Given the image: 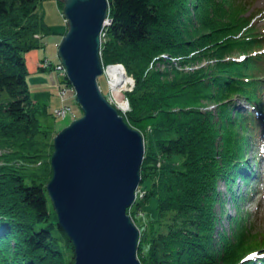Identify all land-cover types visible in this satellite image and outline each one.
<instances>
[{"label": "trees", "instance_id": "1", "mask_svg": "<svg viewBox=\"0 0 264 264\" xmlns=\"http://www.w3.org/2000/svg\"><path fill=\"white\" fill-rule=\"evenodd\" d=\"M40 1L0 0V97L8 98L0 99V264H72L74 259L72 242L57 223L46 182L36 174L44 157L28 142L22 146L10 140V135L19 137L22 131L39 140L40 133L47 131L41 127L40 104L32 101L26 80L25 54L44 47L34 34L53 33L38 9ZM208 4L215 15L219 7L232 12L229 24L211 28L216 40L231 28L238 35L228 47L205 41V51H212L207 57H214L217 70L208 63L190 69L181 64L185 57L178 48L184 43L174 38V31L160 29L170 24L174 14L166 13L157 0H108L100 61L120 62L134 77V88L127 95L130 110L124 117L129 125L150 132L140 164L141 179L150 181L144 196L155 198L157 216L168 214L165 229L153 233L149 242L140 232L136 249L140 264H187L188 259L190 264H258L243 257L264 246V233L261 237L251 232L248 213L246 219L232 217L229 234L233 236L227 233L225 245L221 234L213 235L221 213L213 207L221 202L218 179L231 196L234 175L248 187L245 150L250 138L244 131L249 124L255 128L257 118L251 119L250 109L243 111L235 101L243 99L261 110L264 53L250 54L264 44V36L257 32L258 19L251 21L261 10L250 9L247 0H208ZM14 26L13 36H7L8 27ZM236 50H245L246 57L237 60L232 54ZM156 61L168 72L153 69ZM254 128L247 132L256 134ZM226 129L227 133L221 132ZM157 131L166 136L157 137ZM10 144L11 151L4 148ZM175 154L184 156L181 166L158 159ZM220 249L219 257L215 253Z\"/></svg>", "mask_w": 264, "mask_h": 264}, {"label": "water", "instance_id": "2", "mask_svg": "<svg viewBox=\"0 0 264 264\" xmlns=\"http://www.w3.org/2000/svg\"><path fill=\"white\" fill-rule=\"evenodd\" d=\"M61 2L66 31L57 56L81 114L53 136L45 188L72 242V264H140L138 227L126 208L141 177L144 142L97 82L108 0Z\"/></svg>", "mask_w": 264, "mask_h": 264}, {"label": "rangeland", "instance_id": "3", "mask_svg": "<svg viewBox=\"0 0 264 264\" xmlns=\"http://www.w3.org/2000/svg\"><path fill=\"white\" fill-rule=\"evenodd\" d=\"M157 1L163 8H165L166 13L174 14V18H171L172 21H170V24L160 26V29H164L169 33L171 30L174 31V38H176L177 41H182L184 43V46L178 48L179 52H181V57H185V59H183L184 62H181V64L187 65L186 67L190 69V67L205 68V65H207L208 63L211 64L212 69H219V67L216 66L217 64L214 63V57H207L208 54L212 51H205V49L208 48L205 41L209 40L214 46H217L218 44L221 46H227L232 42V40H235L238 35L236 37L233 35L232 31L234 28H231V31L228 32H221L223 34L222 36H220L219 40L217 39L218 41L216 40V35L212 34L211 31V28H214L216 25H225V23L229 24L228 22L232 16V12L223 7H219L217 9V15H215L214 12L210 11L208 0ZM247 1L249 3L250 9L264 7V0ZM38 9L43 13L44 20L51 27L53 33L46 36L41 35L40 33L34 34V38L39 41H43L44 47L38 48V50H34L25 54L28 64L26 80L28 88L30 90L32 101L38 103V105L40 104L39 107L41 108V111L39 118L41 127H43L44 129L46 128L47 131H45L44 133H40L42 139L39 140H36L35 138H33V136L27 135L26 132L23 135V131L19 137L16 136V134L10 135V140H14L12 142H15V144L17 142H20V145L22 146L24 142H28V144L32 148L39 149V154L44 157V161L39 166V168H41L37 170L38 172L36 174L38 178H40L44 182H47L51 176V174L49 173V159L53 149V136L63 125L67 124L71 119L79 116L81 114V110L79 104L74 99V90L71 88V85H66L64 83V80L66 79L64 68L62 66H59L60 60L57 56V44L59 43L61 36L66 31L65 20L62 14V7L60 8L58 0H41L38 4ZM19 15L20 14L16 15L17 20L20 17ZM107 18L108 9L106 14V19ZM8 22L9 21L7 20L4 24H7ZM256 24L258 32L259 30H262L261 32H263L264 19L256 22ZM14 30L15 26L8 27L7 31H9V33L7 36H13L12 33ZM102 36L103 34L101 35V37ZM223 48L224 47H221V50H224ZM232 54L234 56L236 55L237 60H242L246 57L245 50H236L232 52ZM228 55L229 54L227 53L226 57ZM43 56H46V58H43ZM165 56L166 55L163 54L160 57ZM194 56H196L197 58L193 59ZM153 65V69L155 70H158L159 67L161 70H167L166 68H163L164 65L160 64V61H156V63L154 62ZM38 69L41 70L39 71ZM102 71L104 72L103 69ZM103 74H101L97 78L100 90L102 91L106 100H108V102H110L125 119L124 116H126L127 112L130 110V103L127 95L134 88V77L126 73V76L129 79L131 78L129 81V84H131L125 90L120 91L122 93V99H124L121 102L120 99L116 98L115 94H111V92L107 90V82ZM168 80H174L173 75H170ZM65 87H67L66 91L63 90ZM207 89L211 90L214 88H210L207 86ZM5 97L7 96L3 94L1 95L0 99L5 101L8 99ZM66 104H70L71 111H68L64 117L56 115V108H58V106L60 107ZM120 105H123L124 107H121ZM235 105H237L243 111H246L248 108H250L251 112H249L248 115L251 116V113L253 111L252 107L248 105L245 100L237 99V101H235ZM262 105H264V94L262 97ZM46 110L47 112H45ZM257 111L258 110H255L253 111V113L255 114V112ZM251 119H253V116L251 117ZM260 124L264 126V113L260 115L259 125ZM251 127L252 124H249L248 126H246V129L244 131L247 135V138L249 136L248 132L250 131ZM33 130L34 128L32 129V131ZM139 131L142 134L143 142L145 141V145L147 144L148 146L150 138L149 130L144 129ZM236 131L237 128L233 127L232 134L234 136L236 134ZM221 132L225 134L227 133V129L226 132H224L223 130ZM155 135L157 137L163 135L166 136V133H164L163 131H157L155 132ZM257 143L258 139L256 134L254 135V140H252L251 142L248 141L249 146L246 147L245 150V156L248 160L247 164L249 165L250 170L253 167H259V164L261 166V169L264 170V162L261 160V162L258 163L259 153L257 149ZM6 146L2 147L6 148L9 151L12 150L11 144L10 147H8L9 145ZM158 159H160V161H168L169 163H172L176 166H181L184 156L182 154H175L168 159H163L158 155ZM160 161L158 160L156 162V165H159ZM149 182V180H142L140 177V180L135 187V197L131 204L126 208V212L130 215L131 219L138 227V242L140 232L142 237L145 235L146 240H148L149 242L153 233L157 232L158 230H163L166 227L164 222L168 214H164L161 218L160 216H157L155 211V198L153 196H148L147 198H145L144 196V193H146L148 190ZM217 186L221 191V194L219 196L221 202L217 201L213 207L214 209H216V211L220 210L221 213L219 214V220L217 221L218 227L214 228L213 235L216 237V235L221 234L223 238L221 244L224 243L225 245L227 233L229 234L233 227V224L231 225V221H233L232 217H245L246 219L248 213V224L252 228L251 232H253L257 236L262 237V234L264 233V175L262 174V176L259 178V181L257 180V183H255V181H252V183L250 184L249 195L244 197L243 195L245 192V185L240 177L236 178V181L233 182V186L231 187V194H233L232 196L228 192H225V185L222 178L218 179ZM230 236L232 237L233 235ZM258 249L261 250L262 247H258ZM221 250L222 249L217 250L215 255H218L220 257ZM222 251L224 252V248ZM251 253H254V251H252ZM136 256L139 258L137 252ZM70 258L71 256L67 252L65 259L69 260ZM147 258L150 257L148 256ZM245 259H251V257L249 256ZM185 263L190 264L189 259Z\"/></svg>", "mask_w": 264, "mask_h": 264}, {"label": "built area", "instance_id": "4", "mask_svg": "<svg viewBox=\"0 0 264 264\" xmlns=\"http://www.w3.org/2000/svg\"><path fill=\"white\" fill-rule=\"evenodd\" d=\"M61 1V0H60ZM109 22V19L107 18V19H105V23H104V25H106L107 23ZM104 27V26H103ZM103 34V29H102V31H101V34H100V38H101V35ZM59 66H62L61 65V63L59 62ZM113 66H115V67H118V69H116V71L117 72H122L121 73V75H119V77L116 79V74H114V73H111L109 70H110V68L111 67H113ZM63 67V66H62ZM102 69L104 70V76H105V79H106V82H107V90L109 91V92H111V94H115V96H116V94L118 93V92H120L121 90H125L130 84H129V81H130V79L126 76L127 74H126V71H125V68H124V66L122 65V63H120V62H114V63H103L102 64ZM122 77H124V78H126V79H128L124 84H123V86H121L120 88H118L117 89V85L118 84H115V81H117V83H118V81L122 78ZM64 83H66L65 82V80H64ZM67 84V83H66ZM122 83H120V85H121ZM72 88V87H71ZM66 89H67V87H65L63 90L64 91H66ZM113 92V93H112ZM121 93V92H120ZM109 96V95H108ZM123 97H122V93H121V102L124 100V99H122ZM120 106H122V107H124L123 105H120ZM70 104H66V105H63V106H58V108H56V115H58V116H60V117H64L66 114H67V112L68 111H71L70 110ZM55 111V110H54Z\"/></svg>", "mask_w": 264, "mask_h": 264}, {"label": "bare ground", "instance_id": "5", "mask_svg": "<svg viewBox=\"0 0 264 264\" xmlns=\"http://www.w3.org/2000/svg\"><path fill=\"white\" fill-rule=\"evenodd\" d=\"M100 58V57H99ZM100 63H101V68H102V62L100 61ZM116 69H118V67H115V66H113V67H111L110 68V72L111 73H114V74H116V79L119 77V75H121V73L122 72H117L116 71ZM102 74H103V72H102ZM128 79H126V78H124V77H122L119 81H118V83H117V81H115V84H118L117 85V89L118 88H120L121 86H123V84L127 81ZM98 82V81H97ZM120 83H122L121 85H120ZM116 98L117 99H121V93L120 92H118L117 94H116ZM121 101V100H120ZM122 107V106H121Z\"/></svg>", "mask_w": 264, "mask_h": 264}]
</instances>
